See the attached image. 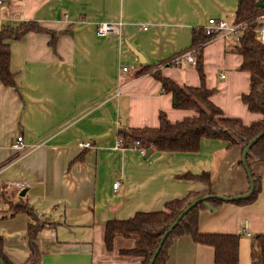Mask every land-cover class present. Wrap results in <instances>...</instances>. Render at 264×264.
<instances>
[{
  "label": "crops",
  "instance_id": "1",
  "mask_svg": "<svg viewBox=\"0 0 264 264\" xmlns=\"http://www.w3.org/2000/svg\"><path fill=\"white\" fill-rule=\"evenodd\" d=\"M3 1L0 27L33 28L10 43L16 88L0 83V237L11 264L29 259L31 220L15 208L29 209L38 223L36 264H142L139 257L121 253L134 248L136 236L117 234L112 250H106V222L162 211L167 202L190 193L208 195L203 184L177 179L185 174L208 173L216 196L249 192L242 152L228 150L225 142L202 140L196 154L152 150L147 158L131 147L115 149L122 129L158 128L161 114L172 125L196 117L174 108L152 72L157 69L180 87L198 88L193 66L163 64L191 47L193 29L204 28L209 19L232 20L239 0ZM100 23L118 25L119 33L97 36ZM231 44L215 40L203 46L206 86L226 118L250 127L263 116L249 112L241 100L249 93L250 76L239 71L242 59ZM145 66L152 71L144 72ZM117 89L120 95L114 97ZM18 137L25 146L19 154L12 149ZM83 142L91 149H79ZM250 170L261 181L257 202L230 216L211 213L222 205L203 208L201 233L239 236L250 226L246 213L261 220L253 232L264 231V163ZM116 182L120 186L114 190ZM167 264H214V252L183 237L170 247Z\"/></svg>",
  "mask_w": 264,
  "mask_h": 264
},
{
  "label": "trees",
  "instance_id": "2",
  "mask_svg": "<svg viewBox=\"0 0 264 264\" xmlns=\"http://www.w3.org/2000/svg\"><path fill=\"white\" fill-rule=\"evenodd\" d=\"M260 0H239L235 13L236 22H249L258 11L256 4ZM32 26L19 28H0V83L7 88H16V74L9 69L10 43L32 32ZM192 43L189 49H196L195 70L199 78L198 88L180 87L175 82L163 77L159 71L152 74L153 79L161 85L163 93L172 96L175 109L193 111L196 117L185 119L172 125L164 114L160 115L159 126L155 129L126 130L119 132L126 149L138 143V151L154 150L162 153L196 154L200 150L202 140H215L227 143L228 150L243 152V149L258 135L264 132V49L254 42L253 36L245 32L238 43H232L231 51L241 57L239 71L250 76V90L248 95H242L241 100L251 113L261 114L263 120L253 126L245 127L240 120L226 118L212 102L214 90L206 86V76L202 61V48L207 41L204 28L192 30ZM150 67L144 72H151ZM242 154V153H241ZM255 163H264V137L249 151L246 164L250 170ZM251 171V170H250ZM251 195L244 200H237L231 204L237 207L253 205L261 192V181L255 179ZM181 181H196L209 189L206 196L213 195L210 191L211 180L208 173L194 176L185 174L177 177ZM1 189V187H0ZM198 193H190L185 198L167 202L159 212L138 213L133 218L124 221H108L104 227V244L107 251H111L113 240L117 234L124 238L136 236L137 241L133 249L121 251L122 254L139 257L142 264H149L162 236L171 224L193 201L206 197ZM214 209L224 202L217 199L207 201ZM205 208L199 204L189 211L164 242L154 264H167L170 247L176 240L190 237L195 244L212 248L214 264H239L240 237L234 234H203L199 231V212ZM24 211L31 220L27 228L29 259L27 264H36L39 252L36 246L38 223L27 208H15ZM0 258L4 264H11L3 253V240L0 237ZM251 264H264V234L254 235L250 243Z\"/></svg>",
  "mask_w": 264,
  "mask_h": 264
},
{
  "label": "built area",
  "instance_id": "3",
  "mask_svg": "<svg viewBox=\"0 0 264 264\" xmlns=\"http://www.w3.org/2000/svg\"><path fill=\"white\" fill-rule=\"evenodd\" d=\"M4 5V1L0 0V7ZM248 21V20H247ZM236 22L235 18L232 20H217L209 19L204 27L205 35L208 38L205 45L215 40L225 41L231 38L232 43H238L242 35L247 32L253 36L254 42L260 45L264 49V0H262V7L249 19V22ZM1 28V27H0ZM119 33V26L112 23H100L96 28V35L99 37L115 36ZM196 49H187L184 53L173 57L172 59L164 62L163 66H180L182 64H189L195 66ZM157 70V69H156ZM154 70L152 74L155 73ZM123 73H127V68H123ZM157 72V71H156ZM224 78V76H221ZM120 95V90L114 92V97ZM123 140L120 138L119 144H117V150H122ZM24 142L22 137H18L16 143L12 146V149L16 153H21L24 150ZM79 148L82 150H90L91 144L89 142H83L79 144ZM132 149L137 150L138 143L131 146ZM144 153L145 151H140ZM120 186L119 182L113 184V189L117 190ZM1 187V184H0ZM242 234L247 233V226L241 230Z\"/></svg>",
  "mask_w": 264,
  "mask_h": 264
},
{
  "label": "water",
  "instance_id": "4",
  "mask_svg": "<svg viewBox=\"0 0 264 264\" xmlns=\"http://www.w3.org/2000/svg\"><path fill=\"white\" fill-rule=\"evenodd\" d=\"M262 7V0H260L257 4H256V8L260 9ZM128 49L130 50V52L132 54L135 55V57L138 59L139 64H145V60L144 58L134 49L132 48L130 45L127 46ZM173 104H175V102H173ZM120 118H121V122H122V126H125V118L123 116L122 113H120ZM264 137V132H262L260 135H258L254 140H252L244 149L243 152L241 154V163L243 165L244 171L247 174L248 180H249V184H250V190L247 194L242 195V196H238V197H233V198H227V197H222V196H216V195H211V196H206V197H202L199 198L195 201H193L191 204H189V206H187L184 210H182V212L180 213V215L176 218V220L171 224V226L166 230V232L164 233V235L162 236L155 252L153 253L151 260L149 262V264H154L157 256L159 255L161 248L164 244V242L166 241V239L169 237V235L171 234V232L176 228V226L180 223V221L184 218V216L191 211L192 209H194L196 206H198L199 204H203V206L209 210V211H213V208L211 207V205H209V203L207 202L208 200L211 199H217L221 202L224 203H232L234 201L237 200H244L247 199L254 188V181L253 178L251 176V171L249 170L247 164H246V158L247 155L249 153V151L251 150V148L260 140ZM152 154V150H147L144 153V157L147 158L148 156H150ZM25 195V192H21L20 196L23 197ZM0 264H4L3 261L0 258Z\"/></svg>",
  "mask_w": 264,
  "mask_h": 264
},
{
  "label": "rangeland",
  "instance_id": "5",
  "mask_svg": "<svg viewBox=\"0 0 264 264\" xmlns=\"http://www.w3.org/2000/svg\"><path fill=\"white\" fill-rule=\"evenodd\" d=\"M95 33H96V31H95ZM232 41L233 40L231 38H229L227 40V43L231 44ZM225 205L226 206H232V207H224ZM246 207H248V206H246ZM237 209H238V207L236 205H233V204H222V206L218 210H216V212L214 211V212H211V213L212 214H216L218 212H221V215H223V216H230V215L236 213L237 212ZM244 215L250 217V219H249L250 226L247 228V233L246 234H242L241 231H240V235H239V237H240L239 264H251V259H250V243H251L254 235H256L255 232H253L254 229H255L254 226L257 225L261 220L258 219V218H256L255 215H250V214H247V213L244 214ZM242 222H243V220L241 218H238L237 224H238L239 227L242 224ZM243 226H244V223L242 225V228H243ZM259 234H264V231H261Z\"/></svg>",
  "mask_w": 264,
  "mask_h": 264
}]
</instances>
